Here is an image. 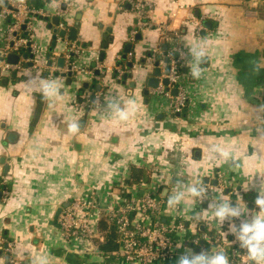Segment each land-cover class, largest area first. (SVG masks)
Wrapping results in <instances>:
<instances>
[{
	"label": "crops",
	"instance_id": "1",
	"mask_svg": "<svg viewBox=\"0 0 264 264\" xmlns=\"http://www.w3.org/2000/svg\"><path fill=\"white\" fill-rule=\"evenodd\" d=\"M129 1L29 0L31 10L43 14L35 23L40 64L50 55L53 30L60 32L67 21L72 29L80 24L74 42L83 49L80 69L96 65L105 73L95 82L78 72L69 83L64 74L48 79L44 70L28 69L7 85L0 75V240L13 244V264H126L61 235L57 210L84 195L107 202L139 187L142 196L156 193L150 183L159 182L163 222L178 220L186 229L175 235L177 253L155 264H176L185 249L218 252L192 247L205 231L221 234L220 251H230L235 242L229 225L239 227L240 218L219 222L214 212L224 203L239 205L250 220L249 206L256 208L264 186V0H151L153 28L134 41L137 17ZM56 17L59 25L50 29ZM3 30L0 20V35ZM174 33L176 41L170 40ZM71 42L70 33L57 39L51 58H66ZM128 44L132 76L123 83L113 71ZM176 44L187 55L182 82L190 101L182 114H172L169 102L151 89L144 95L155 77L147 54L163 58L165 48L172 52ZM93 83L102 88H90ZM85 84L102 94L98 108L78 107ZM41 96L45 103L35 125ZM218 172L225 189L217 185ZM201 185L212 187L208 196ZM0 264H11L6 252L0 251Z\"/></svg>",
	"mask_w": 264,
	"mask_h": 264
},
{
	"label": "built area",
	"instance_id": "2",
	"mask_svg": "<svg viewBox=\"0 0 264 264\" xmlns=\"http://www.w3.org/2000/svg\"><path fill=\"white\" fill-rule=\"evenodd\" d=\"M65 1L68 2L69 0ZM129 3L137 17L136 26L131 31V40L134 41L140 33L153 28L150 14L155 5L151 0H130ZM61 12L64 13L61 10L59 14H62ZM39 15L43 14L33 12L29 7V0H7L6 5L0 9V20L4 25L3 33L0 35V42L2 43L0 49L1 77L9 79L13 74H24L25 71L30 69L37 73L44 70L48 79L55 78L60 74H64L65 77L68 74L73 75L79 72L99 80L95 75V70L105 73L103 68L96 66L93 70H84L78 66L77 59L83 53V49L74 43L76 41H72L69 45L64 69H60L57 62L52 58H44L42 64H40L43 55L35 39V23ZM60 30H64L69 34L72 26L67 21H62ZM165 33H163V36ZM65 38L58 37V39ZM177 38L178 35L174 33L170 40L176 41ZM10 55L19 57L17 64L8 63L7 60ZM162 56L168 59V63L160 61L158 68L161 71V81H159L157 89H151V93L154 97L165 98L169 102L172 114H181L188 108L190 101L187 88L182 82L181 71L187 65V55L176 44L172 52ZM150 61L154 66L157 57H150ZM31 63L33 66H30ZM167 67H170L168 74L166 72ZM128 72L127 69L118 66L117 79L122 80V77ZM164 80L169 81L167 87L162 83ZM173 90L177 91L176 95L172 93ZM101 101L102 94L100 92L95 90L86 91L81 97L78 107L91 110L93 107L98 108ZM217 178L218 187L225 189L224 174L218 172ZM150 185L158 191L159 182L152 181ZM199 189L203 196H208L212 191V187L209 185H201ZM133 191L134 193L124 191L115 199L107 202H100L93 195L75 198L67 207H63L58 218L57 223L61 235L70 244L79 245L81 243L85 247L88 246V250L97 247L101 255H105L99 249V245L105 241V237L99 231L95 222L98 221L99 223L102 215L108 214L109 220L115 225L118 235V249L112 253L113 257L124 261L126 264H155L168 260L180 248L175 242V235L183 232L186 226L178 220H172L169 223L163 222L161 217L163 201L157 191L156 193L147 191L142 196H137L139 195V187H134ZM5 194L7 195L8 192H5ZM200 240L212 243L211 236L205 233L201 239L195 238L192 242L198 245ZM221 240L220 234L216 237L215 242L220 243ZM233 241H235V236H233ZM222 246L220 244L217 249L220 251ZM12 247L13 244L7 239L2 238L0 240V251L6 252L11 264H13L11 259ZM227 256L229 260H237V264H252V261L246 255V250L240 248L238 243H235Z\"/></svg>",
	"mask_w": 264,
	"mask_h": 264
},
{
	"label": "clouds",
	"instance_id": "3",
	"mask_svg": "<svg viewBox=\"0 0 264 264\" xmlns=\"http://www.w3.org/2000/svg\"><path fill=\"white\" fill-rule=\"evenodd\" d=\"M76 131V126L72 127ZM195 193V190H192ZM171 204V201H169ZM256 208L249 212L251 219L242 218V208L237 205L230 207L224 203L215 212L214 216L223 222L226 217L240 218L239 228L235 223L229 225V233L235 236V243L246 250V255L252 264H264V186L261 187V195L254 199ZM176 264H230L228 256L223 251L207 254H195L191 249H185L177 259Z\"/></svg>",
	"mask_w": 264,
	"mask_h": 264
},
{
	"label": "water",
	"instance_id": "4",
	"mask_svg": "<svg viewBox=\"0 0 264 264\" xmlns=\"http://www.w3.org/2000/svg\"><path fill=\"white\" fill-rule=\"evenodd\" d=\"M66 8H67L66 5H63V6L61 7V9H62L63 11H65ZM47 20H48V18L45 19V21H47ZM59 22H60V18H59V17L54 18V19H53V22L49 25V28L52 29V26H53V25H54V26H58V25H59ZM79 28H80V24L77 23V24L75 25V27L71 30V32H70V38H71L72 41H76V40H77L78 29H79ZM53 33H54V34H53V38H52V43H51V47H50V49H49V53H50V55L48 56V58H51V56H52V53H53V50H54V48H55V46H56V43H57V39H58V37L65 38L66 35H67V32L64 31V30H60V32H58L57 29H54V30H53ZM107 33L110 34V33H111V29H108V30H107ZM138 40H141V36L138 37ZM131 50H132V45H129V44L126 45V47H125V51H124L125 55H124V57H123L124 59H126V55H127V54H130V53H131ZM166 55H167V48H165V53H164V56H166ZM161 60H162V57L160 56V57L157 59V61L154 63V66H155L154 75H155V77L150 78L149 81H148V88L144 91V95H145L146 97L149 96V89H157L158 86H159V77L161 76V71H160V69H159L158 67H159V63H160ZM7 61H8V63H10V64H17L18 61H19V57L16 56V55H10V56L8 57V60H7ZM103 61H104V54H102L101 57H100V62H103ZM164 62H165V63H168V59L165 58V59H164ZM65 63H66V58H64V57L59 58V59H58V62H57V66H58L60 69H64V67H65ZM142 63L144 64V63H145V60H142ZM30 66H33V64L31 63ZM93 67L95 68L96 65H94ZM129 67H130V68H133V64H129ZM169 71H170V67H167V70H166L167 74L169 73ZM96 74L98 75V74H99V71H97ZM15 76H16V75L13 74V75H12V78H15ZM67 76H68V78H69V79H68V82L71 83V76H72V74H68ZM131 76H132L131 74H130L129 76H125V77H124V81H123V83H126L127 80H128L129 78H131ZM2 83H3V85H7L8 80L5 79V80H3ZM162 83H163V85L166 86V87L169 85V81H168V80H164ZM131 87L134 88V87H135V84H132ZM84 88H88V84H85ZM98 90H100V86H98ZM172 93H173L174 95H176V94H177V91H176V90H173ZM44 103H45V97H44V96H41V97L39 98L38 108H37L36 115H35V120H34V124H35V125L38 123V121H39V119H40V117H41V114H42V111H43V107H44ZM83 123H84V121L82 122V124H83ZM13 137H15V135H10V138H9L10 141H12V138H13ZM8 171H9V168L6 167V168H5V172H4V174L7 175ZM215 184H216V182H215ZM0 197H1V194H0ZM69 204H70V202L67 203V204H65L63 207H67ZM63 207H62V208H59V209L57 210L56 214H55V217H54V223H55V224H56L57 221H58V218H59V216H60V214H61V212H62V210H63ZM249 209H250V210H253V209H254L253 205H250V206H249ZM204 229H205V227H204V226H201V231H204ZM211 249H212L211 247H208L207 252H208V253L211 252Z\"/></svg>",
	"mask_w": 264,
	"mask_h": 264
},
{
	"label": "trees",
	"instance_id": "5",
	"mask_svg": "<svg viewBox=\"0 0 264 264\" xmlns=\"http://www.w3.org/2000/svg\"><path fill=\"white\" fill-rule=\"evenodd\" d=\"M6 3H7V0L5 1L4 5H3L2 7H4V6L6 5ZM167 53H168V51H167ZM124 55H125V53H122V57H121V59L117 61V67H118V66H121L122 68L127 69V71H129V72L126 73V74L122 77V80H118V79H117V76H118V74H117V69H115V70L113 71V77H114L116 80H118V82H122V81L124 80V77H125V76H129V75H130V71L132 70V68L129 67V64H133V62H132V61H128V59H127L128 55H126V59H124V58H123ZM147 55H148L149 57L155 56L152 52H151V53H148ZM156 57H157V59H158L160 56H159V57L156 56ZM164 59H165V58H162V61H164ZM93 68H94V67H93ZM94 69H95V68H94ZM182 69H183V68H182ZM182 69H181V71H182ZM96 72H97V70H95V75L99 78V80H95V82H99L100 80H103V79H104V73H100V72H99V74L97 75ZM98 86H100V84H98V83H95V84H94V83H93V84L90 86V88H92V89H97ZM100 88H102V87L100 86ZM82 90H83V93H85V91H87L88 89L83 88ZM262 108H263V112H264V98H263ZM181 114H182V113H181ZM143 175H144V180H145V181H148V180H149V177L145 176L144 173H143ZM98 228H99V231H100L101 233H103V234H104V237H105V241H104L103 243H100V245H99V249H100L102 252H104L105 255H106L107 257L112 258V253H114V252L117 251V249H118V244H117V237H118V235H117V232H116V227H115V225H114L112 222H110V220H109V216H108V214H103V215H102V217H101V219H100V222H99V224H98ZM204 233H205V234H209V236H211V238H212V243H209V242H207V241H203V240H200L198 245H195L194 243H192L191 245H192V247H193L195 250H197V251H202V250H203L202 248H203L204 246H205V248H206V246L211 247L212 249H213V248H218V246H219L220 244H221V245L223 244L222 240H221L220 243H216V242H215L216 237H217V236H220V234H219L218 232H215V231H209V232H206V231H205ZM226 254L229 255V254H230V251H228ZM8 260H9V259H8ZM230 261H231L233 264H237V263H238L237 260H233V259H231Z\"/></svg>",
	"mask_w": 264,
	"mask_h": 264
}]
</instances>
